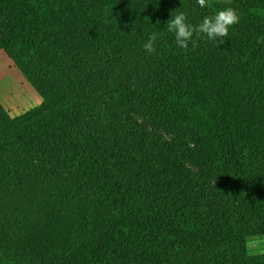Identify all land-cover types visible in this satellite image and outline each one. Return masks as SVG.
Returning a JSON list of instances; mask_svg holds the SVG:
<instances>
[{"label": "trees", "instance_id": "trees-1", "mask_svg": "<svg viewBox=\"0 0 264 264\" xmlns=\"http://www.w3.org/2000/svg\"><path fill=\"white\" fill-rule=\"evenodd\" d=\"M0 50L41 98L0 103V264H264V0H0Z\"/></svg>", "mask_w": 264, "mask_h": 264}, {"label": "clouds", "instance_id": "clouds-1", "mask_svg": "<svg viewBox=\"0 0 264 264\" xmlns=\"http://www.w3.org/2000/svg\"><path fill=\"white\" fill-rule=\"evenodd\" d=\"M196 2L201 8L208 6V0H196ZM239 20L238 12L231 6L218 9L213 15L203 17L202 21L195 25L187 22L184 12H178L168 19L167 29L169 32L174 33L176 43L180 48H188L190 42L195 47L194 35L197 37L204 35L219 47L224 43V38L228 36L229 28L239 23ZM157 39L158 34L155 32L148 36L143 45L147 54L156 51Z\"/></svg>", "mask_w": 264, "mask_h": 264}, {"label": "rangeland", "instance_id": "rangeland-1", "mask_svg": "<svg viewBox=\"0 0 264 264\" xmlns=\"http://www.w3.org/2000/svg\"><path fill=\"white\" fill-rule=\"evenodd\" d=\"M40 101V96L12 60L0 50V103L9 115L18 116L37 106ZM247 246L251 253L264 252V236L250 238Z\"/></svg>", "mask_w": 264, "mask_h": 264}]
</instances>
